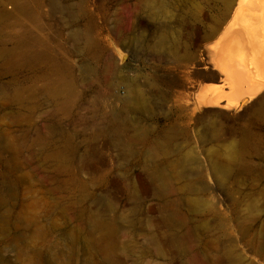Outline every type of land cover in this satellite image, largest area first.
Wrapping results in <instances>:
<instances>
[{"label":"rangeland","instance_id":"rangeland-1","mask_svg":"<svg viewBox=\"0 0 264 264\" xmlns=\"http://www.w3.org/2000/svg\"><path fill=\"white\" fill-rule=\"evenodd\" d=\"M238 3L0 0V264H264V92L178 102Z\"/></svg>","mask_w":264,"mask_h":264},{"label":"bare ground","instance_id":"bare-ground-1","mask_svg":"<svg viewBox=\"0 0 264 264\" xmlns=\"http://www.w3.org/2000/svg\"><path fill=\"white\" fill-rule=\"evenodd\" d=\"M227 20L228 25L223 27ZM224 22L206 36H202L199 28L185 33L187 48L197 54V61L193 63L204 69H217L218 74L211 79L221 81L208 90L199 88L203 92L188 88L178 96L181 111L188 121H194L208 105L226 101L223 107L238 110L264 92V0H239L238 6L228 8ZM165 44V38L159 36L155 45L158 53L164 50ZM172 50L171 47L170 52ZM150 156H155V152H150ZM93 225L109 226L102 220Z\"/></svg>","mask_w":264,"mask_h":264}]
</instances>
